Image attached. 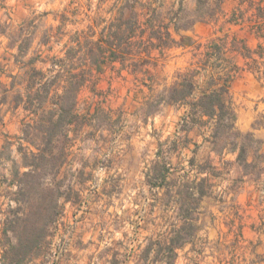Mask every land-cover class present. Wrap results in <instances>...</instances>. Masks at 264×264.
<instances>
[{"label": "rangeland", "instance_id": "1", "mask_svg": "<svg viewBox=\"0 0 264 264\" xmlns=\"http://www.w3.org/2000/svg\"><path fill=\"white\" fill-rule=\"evenodd\" d=\"M115 1L108 0L104 9H111ZM160 1L165 5L173 37L183 46L166 51L163 57L156 52L151 64L138 74L121 70L120 65L118 69L107 67L101 74L95 71L93 82L79 94V112L87 117L86 128L71 133V143L64 136L59 138L54 166L43 174L42 182L50 186L52 195L46 205L53 210L59 205L61 216L52 225L42 250L35 253L36 259L25 264H161L164 252L158 245L185 224L179 199L192 204L189 194L184 189L180 192L179 187L148 182L149 171L163 157H171L167 161L172 163V173L180 176L189 171V159L196 148L193 142L180 149L177 142L186 109L157 104L158 95L174 83L178 71L190 65L193 55L189 45L194 41L206 43L226 35L230 46L236 43L240 49L242 45L258 49L264 42L256 34L264 19L260 11L264 0ZM99 2L0 0V63L5 67L0 80V236L5 229V215L10 216L18 207L14 201L18 186L11 184L16 169L23 166L18 137L22 136L24 123L32 122L31 116L16 109L18 90L11 87L10 76L19 75L21 70L19 51L13 46L22 43L26 47L25 61L39 50L45 55H63L61 45L55 44L52 52L43 46L48 31L61 24L60 15L67 8H78L75 15L68 13L67 29L74 34L87 28ZM102 17L104 24L99 32L113 19L109 13H102ZM24 21L28 34L23 41L18 30ZM11 31L15 33L9 35ZM229 54L242 67L230 91L237 128L244 134L251 133L256 140L249 153L252 163L264 156V59L258 66H248L240 54ZM18 59L23 61V55ZM6 89L11 93L7 95ZM190 136L200 145L197 163L216 158L199 127ZM66 148L68 158L64 159ZM236 158L226 155L229 165L222 185L201 202L199 210H191V215L199 218L196 238L179 251L177 264H218L221 253L228 259L233 254L253 257L254 246L264 253V173H259L264 164L261 170L239 167L232 165ZM27 170L22 168V172ZM24 180L38 186L35 178ZM34 203L24 199L19 204L28 207L31 220L38 212L36 207L31 208ZM241 232L248 241L241 242L239 250L233 243L240 239ZM219 240L226 244L217 245ZM153 243L151 259L145 262Z\"/></svg>", "mask_w": 264, "mask_h": 264}, {"label": "trees", "instance_id": "2", "mask_svg": "<svg viewBox=\"0 0 264 264\" xmlns=\"http://www.w3.org/2000/svg\"><path fill=\"white\" fill-rule=\"evenodd\" d=\"M107 1L100 0L92 22L87 28L74 31V34L67 29L70 22L68 13L75 15L78 8L75 11L65 9L60 15L61 24L51 28L43 42L49 52H52L55 44L61 45V56L45 55L44 51L39 50L25 61L28 55L26 47L23 48L22 43L13 46L19 51L17 62L21 70L19 75L10 76L13 79L11 87L18 90L16 109H22L31 116L32 122L24 123L22 136L18 137V151L23 156V166L16 169L11 183L18 186L14 198L18 207L11 211L10 216L5 215V229L0 236V264L33 262L35 253L42 250L45 240L51 236L52 225L61 216L59 205L53 206L54 210L46 205V202H51L52 195L50 186L42 182L43 174L54 166L53 157L59 138L64 136L71 143V133L86 128L84 119L87 117L79 112V94L93 82L95 71L101 74L107 67L118 69L120 65L121 70L138 74L151 64L156 52L163 57L166 51L183 46L173 37L171 25L166 21L165 5L160 0H116L111 8L112 21L99 32L98 28L104 24L102 13ZM260 11L264 12V7H260ZM260 25L261 29L256 34L264 40V19ZM27 28L25 23L18 30L23 41L28 34ZM13 33L15 31L9 35ZM189 47L193 55L190 65L184 71L177 72L174 83L166 87L158 95L160 100L156 101L157 104L178 105L186 109L177 142L180 149L188 148L193 142L196 145L193 150L195 155L189 159L190 170L183 175L172 173V163L167 161L171 160L170 156L160 159L162 161L149 171V184L179 187L180 192L184 189L193 200L191 204L185 198L179 199L186 221L178 230L166 235L161 245H158L160 251L164 252L161 264H177L179 251L184 250L189 243H194L199 218L193 217L191 210H199L201 202L222 185L229 165L226 155H237L232 165L238 164L239 167L261 170V164H264V156L261 155L258 160L249 163L250 149L256 140L251 133L244 134L237 128V113L230 90L242 67L233 62L234 57L229 56V53L240 54L248 66H258L262 63L260 60L264 59V42L255 50L247 45H242L240 49L236 43L230 46L225 35L206 43L194 41ZM22 55L23 61H19ZM4 70L5 67L0 63V80ZM10 93L11 89H6V94ZM196 127L202 130L204 142L210 145L211 154L220 157L218 164L215 163L216 158L197 163L196 154L200 145L190 136ZM8 144L12 145L10 141H7ZM67 150L63 151L64 159L68 158ZM30 158L32 161H29ZM22 168L28 170L22 172ZM259 173H264V170ZM26 178L37 179L38 186L24 183ZM1 192L0 200L3 197ZM222 194L223 199L225 192ZM24 199L35 202L31 206L38 211L35 220H31L32 214L27 211L28 207L19 205ZM240 234V239L233 243L238 248L241 242H246L244 234ZM222 244L225 245V241L217 242V245ZM153 246L154 243L145 256V262L151 259ZM217 260L218 264L264 263V258L248 263L245 256L239 254H233L228 259L221 253Z\"/></svg>", "mask_w": 264, "mask_h": 264}, {"label": "crops", "instance_id": "3", "mask_svg": "<svg viewBox=\"0 0 264 264\" xmlns=\"http://www.w3.org/2000/svg\"><path fill=\"white\" fill-rule=\"evenodd\" d=\"M163 5H164V3H163ZM107 13H109V14H111L112 16H113V12L111 11V9H105V11H104V15L105 14H107ZM26 23V21H24L23 22V24H25ZM22 24V25H23ZM245 237V236H244ZM245 240H246V242L248 241V239H246L245 238ZM249 243L250 244H253V242L252 241H249ZM252 253H254L253 254V257H256V258H254V260H259V259H262V258H264V253H259L258 252V249H257V246H254L253 248H252ZM243 256H245V258L248 260V263H250V261H252L253 260V257H247L245 254H243ZM261 264H264L263 262L261 263Z\"/></svg>", "mask_w": 264, "mask_h": 264}]
</instances>
